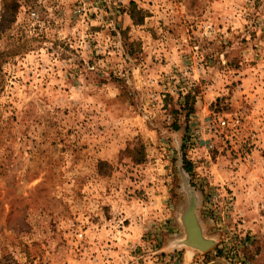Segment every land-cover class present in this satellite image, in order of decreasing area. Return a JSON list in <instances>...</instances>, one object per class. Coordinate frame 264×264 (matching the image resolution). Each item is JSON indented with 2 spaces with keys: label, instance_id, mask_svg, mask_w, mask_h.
Listing matches in <instances>:
<instances>
[{
  "label": "rangeland",
  "instance_id": "rangeland-1",
  "mask_svg": "<svg viewBox=\"0 0 264 264\" xmlns=\"http://www.w3.org/2000/svg\"><path fill=\"white\" fill-rule=\"evenodd\" d=\"M12 45L0 264H264V0H0Z\"/></svg>",
  "mask_w": 264,
  "mask_h": 264
},
{
  "label": "trees",
  "instance_id": "trees-1",
  "mask_svg": "<svg viewBox=\"0 0 264 264\" xmlns=\"http://www.w3.org/2000/svg\"><path fill=\"white\" fill-rule=\"evenodd\" d=\"M14 7H16V5ZM14 11H16V8H14ZM128 15L134 24H141L143 22V11L137 9L136 4L132 1L129 3ZM24 47L25 46L12 45L8 48H1L0 46V68L2 66V63L6 61V57L18 54L20 51L24 50ZM191 110L192 108L188 110V113L191 112ZM140 148L142 147L139 146V150L137 151L136 155L132 156L135 162H141L143 159V153L140 151ZM182 168L188 174L192 171L191 163L186 160L184 156L182 157Z\"/></svg>",
  "mask_w": 264,
  "mask_h": 264
},
{
  "label": "water",
  "instance_id": "water-1",
  "mask_svg": "<svg viewBox=\"0 0 264 264\" xmlns=\"http://www.w3.org/2000/svg\"><path fill=\"white\" fill-rule=\"evenodd\" d=\"M189 208L192 209L191 213H190L191 214V220L193 222V226L191 228V231H193L194 234H195V231H197L198 234H196L194 236V239L196 240V241H194V243L185 242V245L192 247V248H195V249L200 250V251H204L212 245L213 241L211 239H208V238L203 236L202 229H201L200 224H199V222L195 216V213H194V205L190 201H189L187 207L182 211V212H184L183 217H182L183 218L182 224L184 226L185 234H187L189 236L187 228H186L185 223H184L185 211L187 212V210Z\"/></svg>",
  "mask_w": 264,
  "mask_h": 264
},
{
  "label": "built area",
  "instance_id": "built-area-1",
  "mask_svg": "<svg viewBox=\"0 0 264 264\" xmlns=\"http://www.w3.org/2000/svg\"><path fill=\"white\" fill-rule=\"evenodd\" d=\"M205 29L210 34L213 33V31H214V29L211 25L206 26ZM236 123H237V120H232V125H235ZM228 125H229L228 120H226L225 118H219V120H218V126L219 127H225ZM76 235H77V237H82V232L79 231L76 233Z\"/></svg>",
  "mask_w": 264,
  "mask_h": 264
},
{
  "label": "bare ground",
  "instance_id": "bare-ground-1",
  "mask_svg": "<svg viewBox=\"0 0 264 264\" xmlns=\"http://www.w3.org/2000/svg\"><path fill=\"white\" fill-rule=\"evenodd\" d=\"M191 221H192V220H191ZM192 226H193V222L190 223L189 226H188V230H189V232H190L191 237H190V239H189L187 242H190V243H194V241H196V240L194 239V236H195L196 234H198L197 231H195V234H194L193 231H191ZM198 237H199V236H198Z\"/></svg>",
  "mask_w": 264,
  "mask_h": 264
}]
</instances>
